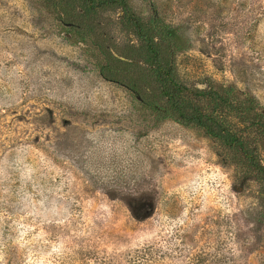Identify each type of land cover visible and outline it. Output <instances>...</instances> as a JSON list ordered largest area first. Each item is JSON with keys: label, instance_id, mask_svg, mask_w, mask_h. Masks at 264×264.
I'll list each match as a JSON object with an SVG mask.
<instances>
[{"label": "rangeland", "instance_id": "obj_1", "mask_svg": "<svg viewBox=\"0 0 264 264\" xmlns=\"http://www.w3.org/2000/svg\"><path fill=\"white\" fill-rule=\"evenodd\" d=\"M128 4L177 28L186 87L231 88L264 116V0ZM100 15L121 53V12ZM67 28L44 0H0V264H264V181L154 122ZM249 139L264 166V136Z\"/></svg>", "mask_w": 264, "mask_h": 264}, {"label": "trees", "instance_id": "obj_2", "mask_svg": "<svg viewBox=\"0 0 264 264\" xmlns=\"http://www.w3.org/2000/svg\"><path fill=\"white\" fill-rule=\"evenodd\" d=\"M74 37L95 55V68L106 81L123 86L140 111L154 122L172 120L194 128L228 150L232 163L255 182L264 181V166L250 146L249 135L264 136L263 115L253 104L230 96L227 89H190L176 71V55L186 49L177 28L153 18L142 23L128 0H44ZM119 10V23L132 40L114 52L107 45L100 13ZM239 125V126H238ZM249 144V145H248ZM264 197V196H263Z\"/></svg>", "mask_w": 264, "mask_h": 264}]
</instances>
